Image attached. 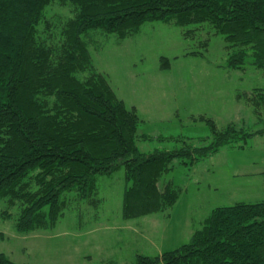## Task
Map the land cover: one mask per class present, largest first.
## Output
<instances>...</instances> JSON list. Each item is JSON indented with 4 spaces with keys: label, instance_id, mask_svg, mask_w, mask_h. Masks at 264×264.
I'll list each match as a JSON object with an SVG mask.
<instances>
[{
    "label": "trees",
    "instance_id": "16d2710c",
    "mask_svg": "<svg viewBox=\"0 0 264 264\" xmlns=\"http://www.w3.org/2000/svg\"><path fill=\"white\" fill-rule=\"evenodd\" d=\"M53 4L66 13L50 14ZM148 21L196 25L185 37L207 24L224 37L229 68L264 70V0H0V202L5 218L16 209L17 232L54 227L75 198L96 203L98 178L121 167L122 216L164 212L182 194L172 179L159 183L174 160L193 165L264 133L199 114L192 119L211 129L204 144L162 135L172 149L141 151L138 141L151 137L139 134L137 108L126 106L97 70L86 35L101 29L124 38ZM160 61L161 69L169 66ZM238 96L264 115V88ZM203 223L188 242L137 253L132 264H264V200L217 206ZM0 264L26 263L0 252Z\"/></svg>",
    "mask_w": 264,
    "mask_h": 264
},
{
    "label": "rangeland",
    "instance_id": "374dc122",
    "mask_svg": "<svg viewBox=\"0 0 264 264\" xmlns=\"http://www.w3.org/2000/svg\"><path fill=\"white\" fill-rule=\"evenodd\" d=\"M50 9L60 17L66 13L58 4ZM205 25L189 37L185 28L196 25L162 21L145 22L124 38L101 29L86 35L97 70L108 76L126 106L137 108L138 132L151 137L138 141L143 152L172 149L173 140L159 139L162 135L204 144L210 125L193 115L211 117L219 126L235 122L250 131L264 129V115L238 96L264 88V70L249 64L229 68L224 37ZM162 57L169 61L167 68H160ZM170 179L182 188L173 207L127 219L122 216L127 182L121 167L98 178L96 203L75 198L54 227L29 233L16 231L15 208L11 218L1 215L7 206L1 201L0 252L26 264H132L137 253L173 249L190 240L213 208L264 200V133L248 138L243 148L222 147L193 165L176 159L159 183Z\"/></svg>",
    "mask_w": 264,
    "mask_h": 264
}]
</instances>
